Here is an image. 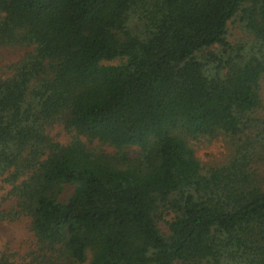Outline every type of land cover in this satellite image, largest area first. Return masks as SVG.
Listing matches in <instances>:
<instances>
[{
  "label": "trees",
  "instance_id": "16d2710c",
  "mask_svg": "<svg viewBox=\"0 0 264 264\" xmlns=\"http://www.w3.org/2000/svg\"><path fill=\"white\" fill-rule=\"evenodd\" d=\"M6 48L0 219L34 248L0 264H264V0H0Z\"/></svg>",
  "mask_w": 264,
  "mask_h": 264
},
{
  "label": "rangeland",
  "instance_id": "374dc122",
  "mask_svg": "<svg viewBox=\"0 0 264 264\" xmlns=\"http://www.w3.org/2000/svg\"><path fill=\"white\" fill-rule=\"evenodd\" d=\"M22 53L23 51L17 48L0 49V70L4 65L16 61ZM46 132L55 141L66 142L70 138L58 124L48 127ZM192 145L195 155L205 168L224 162L228 154L227 148L220 138L211 140L199 138ZM9 188V184L0 180V209L7 213L14 205V201L7 194ZM70 194L71 189L66 188L62 198L67 199ZM32 243L28 220L25 217H17L13 220L12 218L0 219V254L6 253L16 260L25 259L29 251L34 248Z\"/></svg>",
  "mask_w": 264,
  "mask_h": 264
}]
</instances>
